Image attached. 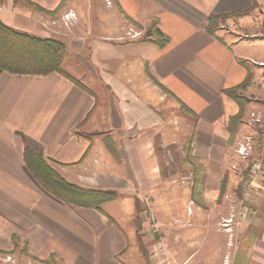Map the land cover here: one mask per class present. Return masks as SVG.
Masks as SVG:
<instances>
[{
    "label": "crops",
    "instance_id": "1",
    "mask_svg": "<svg viewBox=\"0 0 264 264\" xmlns=\"http://www.w3.org/2000/svg\"><path fill=\"white\" fill-rule=\"evenodd\" d=\"M98 2L99 26L89 19L90 0L67 5L78 24L60 39L72 52L64 69L83 86L58 72L0 71V252L23 243L41 264L52 256L51 264H161L152 250L159 242L174 264H264V116L250 125L246 115L236 135L253 133L254 156L262 161L247 201L251 212L232 236L218 226L228 215L225 194H242V173L232 166L244 168L228 132L239 105L224 89L246 79V64L259 70L264 61V29L255 21L264 15V0H114L113 7ZM63 3L0 0V20L44 36L39 20ZM250 9L240 18L241 24L254 23L247 30L222 25L208 31L210 17ZM126 16L141 26L157 22L169 42L159 47L128 38L133 26ZM254 92L246 114L264 115V90ZM25 140L67 181L115 190L118 199L102 211L67 205L27 168ZM189 142L204 164L198 200L192 172L161 170L162 160H172L169 147L180 151ZM144 197L160 232L145 236L141 249L134 228L126 227L136 225Z\"/></svg>",
    "mask_w": 264,
    "mask_h": 264
},
{
    "label": "trees",
    "instance_id": "2",
    "mask_svg": "<svg viewBox=\"0 0 264 264\" xmlns=\"http://www.w3.org/2000/svg\"><path fill=\"white\" fill-rule=\"evenodd\" d=\"M29 4L33 5L32 3ZM33 6L40 11H44V9L37 5ZM60 7H58V9ZM253 9L244 12H236L230 15H214L210 17L208 21V31L214 34L216 32V28L219 26L218 24L220 19L232 16L242 17L248 15ZM126 18L130 22L134 23V21H132L129 17L126 16ZM147 34L148 36H155L154 39L149 40L156 43L159 47H164L169 42V37L160 30L157 22H154L152 29L148 30ZM67 53L66 44L59 39L19 30L0 20V71L32 75H43L58 72L68 77L75 83L83 86L79 80L74 78L64 69V62L66 60ZM246 69L247 76L241 84L224 89V93L236 101L239 105V112L230 118L228 125L230 145L236 141V135L240 127L245 123L246 107L250 101L244 95V92L247 91L251 85V76L253 73L250 65L246 64ZM162 89L167 90L165 87H162ZM182 106L191 112L184 104H182ZM176 148L177 147L175 146L169 147L172 153V160L169 161V165H166V162L162 160V174L166 175L169 171V167H174L175 169L184 167L182 172L186 174L188 172H192L194 197L198 200L197 195L201 196L200 180L201 173L204 170V164L201 159L192 154L190 142L180 151H176ZM109 149L112 154L116 157L118 156V152L113 145L109 146ZM156 150L161 156L162 149L160 147H156ZM23 155L27 168L40 185L50 194L71 207L94 208L102 211L103 206L106 203L116 201L118 198V193L115 190L86 188L67 181L49 163L43 154L35 151L26 140ZM224 192L225 191L223 189L222 194ZM17 246L19 245L15 244V247ZM54 258L55 256H52L47 261H44V263L51 264L55 261Z\"/></svg>",
    "mask_w": 264,
    "mask_h": 264
},
{
    "label": "rangeland",
    "instance_id": "3",
    "mask_svg": "<svg viewBox=\"0 0 264 264\" xmlns=\"http://www.w3.org/2000/svg\"><path fill=\"white\" fill-rule=\"evenodd\" d=\"M101 1L104 2L107 7H113L115 5L114 4V0H111L112 1V5H109L107 3V0H101ZM74 2L77 3V4L79 3V4L84 6L85 3H86V0H64V3L62 5H60L62 7H60L59 9L57 8L58 10H56L54 14L51 13L48 16L44 15V17H42L39 20L40 24H41V26L43 28L44 36L53 37V38H56V39H59V40L63 39V38H67L68 36L70 37L72 30L78 24V15H77V18L72 20L71 22L70 21L66 22L63 19V14L65 12H67V11L73 10V9L68 8L67 5L73 4ZM98 3H99L98 0H90V4L92 6V9L89 12L90 13L89 14L90 21L92 22L93 25L97 24V26L100 25V23H99V19L100 18L98 17V10L99 9L97 7ZM87 5H88V3H87ZM73 11H75V10H73ZM240 18H242V17L232 16V17H226V18L220 19L219 20V24H218L219 26L218 27L216 26L217 27L216 31L222 25L225 26L226 30L227 29L234 30V29L240 27V25H242V27L247 30L246 27L250 26L251 24H254L252 22L241 24ZM54 20H56V24L51 23V21H54ZM255 21H256V23H258V26L260 25L264 29V15H258V17H257V19H255ZM127 22H130V21L127 20ZM130 24H132L131 26H133V27H129L128 28V31H127V37L128 38H136V39H142V40L151 41L149 39H152V37H155L154 35L153 36H148V34H147L148 30L152 29L154 22H152V23H150L149 25H146V26H141L140 24H136V23H133V22H131ZM62 42H64V41H62ZM66 47H67V44H66ZM68 54H69L68 55V61H71L72 60L71 59L72 52L70 51ZM261 63L259 65V67H260L259 70L252 66L253 67L252 68V73L253 74L251 76V85L247 89V91L244 92V95L249 100L254 99V97H255V95H254L255 89H257V91H260V90L263 91L264 90V84H263L264 65H261ZM257 98L259 100V99L263 98V95L262 96L259 95V96H257ZM176 112H177L176 113L177 114L176 118L178 119V115L180 113L184 112L183 111V107L179 109V112L178 111H176ZM251 112H248L246 115L247 116L249 115V117H250V113ZM248 123H249V118H248ZM234 143L235 142H233L230 145L231 149H233V151L235 149ZM243 164L244 163H242V165ZM240 167H241V165H240ZM240 176L243 177V174H240ZM239 179H240L239 182L241 183L242 178L240 177ZM179 181H181L180 178H179ZM144 200L150 201L149 197H144ZM144 211L139 214L137 212V209H136L135 210V212H136L135 220H134V223H136V225L133 226V227H126V229L128 231H130V232L134 228L132 232H133V234H135L137 243L141 247V249H143L142 242L145 245V239H146L145 236H149V237H152V238L155 237V236L151 235L150 233H148L145 230L146 226L144 225V223L142 221L143 218H145V212ZM130 234L132 235V233H130ZM132 239H133V235H132ZM149 243L150 242H146V247L149 245ZM8 257H10V259H8ZM0 264H41V261L31 257L26 252V246L23 243H20L19 246H17V247H15V245H14L13 249L8 251L7 253L6 252H0Z\"/></svg>",
    "mask_w": 264,
    "mask_h": 264
},
{
    "label": "built area",
    "instance_id": "4",
    "mask_svg": "<svg viewBox=\"0 0 264 264\" xmlns=\"http://www.w3.org/2000/svg\"><path fill=\"white\" fill-rule=\"evenodd\" d=\"M109 5H112L111 0H107ZM77 18V13L73 10L67 11L63 14V19L66 22H71ZM56 24V20L51 21ZM139 34V33H138ZM264 65V62L261 63ZM264 84V77H263ZM263 114L260 111H252L249 117V124L255 125L263 121ZM254 137L253 133L246 132L238 136L235 142L234 152L239 159L244 163V168H238L236 165L232 166V169L237 170L243 174L240 187L242 190L241 196H237L235 193H227L224 196V203L228 207V215L222 217L218 223L221 230L229 233L232 236L234 228L242 224L251 212L250 206L247 201L249 200L252 192L258 186L259 173L262 168V161L254 156ZM145 218L143 223L146 226L145 230L151 235L155 236L160 232V225L155 219L150 201L145 200ZM153 255L158 257L161 264H174V261L170 258L167 249L162 243L155 242L153 247ZM10 259V257H8Z\"/></svg>",
    "mask_w": 264,
    "mask_h": 264
}]
</instances>
